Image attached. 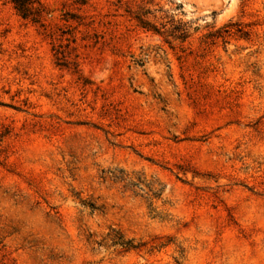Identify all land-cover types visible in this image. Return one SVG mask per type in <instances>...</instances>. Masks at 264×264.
<instances>
[{"label": "rangeland", "instance_id": "rangeland-1", "mask_svg": "<svg viewBox=\"0 0 264 264\" xmlns=\"http://www.w3.org/2000/svg\"><path fill=\"white\" fill-rule=\"evenodd\" d=\"M0 0V264H264V0Z\"/></svg>", "mask_w": 264, "mask_h": 264}, {"label": "trees", "instance_id": "trees-1", "mask_svg": "<svg viewBox=\"0 0 264 264\" xmlns=\"http://www.w3.org/2000/svg\"><path fill=\"white\" fill-rule=\"evenodd\" d=\"M10 1L15 5V8L23 17L33 16V19L40 18L41 9L33 7L34 1L32 0H10Z\"/></svg>", "mask_w": 264, "mask_h": 264}]
</instances>
